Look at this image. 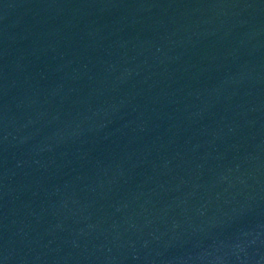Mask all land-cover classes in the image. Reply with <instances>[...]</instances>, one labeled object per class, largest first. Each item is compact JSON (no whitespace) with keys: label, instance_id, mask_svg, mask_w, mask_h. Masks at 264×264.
<instances>
[{"label":"water","instance_id":"1","mask_svg":"<svg viewBox=\"0 0 264 264\" xmlns=\"http://www.w3.org/2000/svg\"><path fill=\"white\" fill-rule=\"evenodd\" d=\"M0 264H264V0H0Z\"/></svg>","mask_w":264,"mask_h":264}]
</instances>
